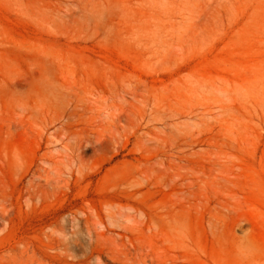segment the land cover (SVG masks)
<instances>
[{
  "label": "rangeland",
  "instance_id": "1",
  "mask_svg": "<svg viewBox=\"0 0 264 264\" xmlns=\"http://www.w3.org/2000/svg\"><path fill=\"white\" fill-rule=\"evenodd\" d=\"M65 252L264 264V0H0V264Z\"/></svg>",
  "mask_w": 264,
  "mask_h": 264
},
{
  "label": "bare ground",
  "instance_id": "2",
  "mask_svg": "<svg viewBox=\"0 0 264 264\" xmlns=\"http://www.w3.org/2000/svg\"><path fill=\"white\" fill-rule=\"evenodd\" d=\"M56 92L57 90H50L48 92L50 93V96L47 95L46 97L49 100H52L53 97L51 98V94L54 95L56 94ZM64 254L71 256L72 259L71 264H81L84 259H87L88 257H93V253L90 252H83L80 254H72L70 252H65ZM148 259L149 262H147ZM97 264H158V263H157V257L154 255H149L144 253L120 252V253L111 254L108 257V261H104V262L98 261Z\"/></svg>",
  "mask_w": 264,
  "mask_h": 264
}]
</instances>
